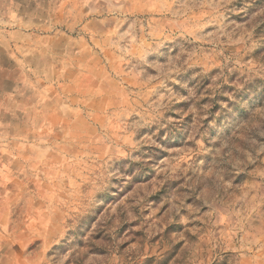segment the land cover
<instances>
[{"label": "rangeland", "instance_id": "obj_1", "mask_svg": "<svg viewBox=\"0 0 264 264\" xmlns=\"http://www.w3.org/2000/svg\"><path fill=\"white\" fill-rule=\"evenodd\" d=\"M0 264H264V0H0Z\"/></svg>", "mask_w": 264, "mask_h": 264}]
</instances>
